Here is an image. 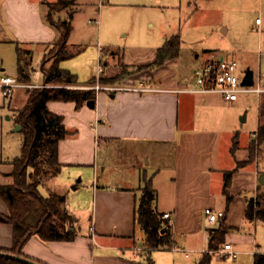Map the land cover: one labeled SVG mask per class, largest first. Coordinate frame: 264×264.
Listing matches in <instances>:
<instances>
[{"label": "crops", "instance_id": "0c3cea01", "mask_svg": "<svg viewBox=\"0 0 264 264\" xmlns=\"http://www.w3.org/2000/svg\"><path fill=\"white\" fill-rule=\"evenodd\" d=\"M48 1L55 0H0V76L8 74L4 72L6 67L1 47H7L9 54L16 56L14 69L17 74V44L31 51L32 62L35 48H43L44 55L58 37V31L46 16ZM74 12L76 10L70 11L71 22ZM225 31L226 27H223L222 32ZM168 37L165 36L163 43ZM160 46L150 49L142 46L111 48L99 44L97 65L100 63L102 70L90 74L86 69L79 73L75 64L73 68L68 63L69 58L74 57L68 48L71 57L62 59L59 65L75 73L80 85L66 87L89 89L84 86L98 80L101 84L125 87L150 85L157 90H94L93 107L87 104L88 100L78 107L74 100L47 102L49 110L63 116V124L69 133L58 143L61 170L52 176L56 181L50 179L40 183L39 190L41 192L46 183L52 182L53 189L58 188L53 193L65 196L64 207L77 218L76 235L72 240L48 241L32 235L22 248L25 255L43 264H147L148 258L154 264H201L204 254L209 252L208 264H253L254 254L264 253V220L250 219L245 215L248 199L264 193V183L259 181L264 175V164L260 167L259 160L264 155L258 152L250 161L255 166L251 171L249 192L232 190L234 174L248 163L237 167V162L249 157L250 140L247 158L236 156L239 146L230 159L228 153L220 155L215 145L219 138L218 127L223 122L219 123L215 108L222 100L215 93L192 95L179 90L192 83L193 69L199 62L212 54H220L217 50L205 48L202 54L184 55L180 47L177 57L159 66L144 67L154 62ZM49 64L50 61L45 66ZM123 65L128 72L124 77L113 83L103 81L121 73ZM136 66L143 68L135 70ZM81 77L87 78L79 80ZM91 78L95 81L87 84ZM18 88H23L20 95L15 92ZM28 88L16 87L8 96H3L0 90L2 185L14 181L12 161L20 153L23 135L11 141L9 150H5L4 140L10 132L20 131L16 127L15 113L25 105ZM226 102L231 105L234 101ZM6 110L14 113L8 127L2 117ZM197 120L207 123L197 128L191 126ZM170 145H173L171 150L168 149ZM168 151L173 154V177L166 182L165 197L162 198L163 188L155 180L160 171L157 161ZM149 164L152 167L147 170ZM235 167L229 187L232 198L223 217L227 227L223 242L217 250L208 251L209 229L219 227L222 216L217 222L205 225L204 209L212 207L224 211L223 173ZM78 176L81 182L75 183ZM148 178L157 191L156 209L162 215L169 213L166 219L171 225L170 246L147 249L145 234L141 239L137 238L139 225L135 222V209L141 187ZM262 178L264 180V176ZM71 185L75 190L84 186L86 191L70 193ZM0 213H8L1 196ZM12 242V225L0 220V249H10ZM224 243H231L237 251L236 257L219 253Z\"/></svg>", "mask_w": 264, "mask_h": 264}, {"label": "rangeland", "instance_id": "374dc122", "mask_svg": "<svg viewBox=\"0 0 264 264\" xmlns=\"http://www.w3.org/2000/svg\"><path fill=\"white\" fill-rule=\"evenodd\" d=\"M194 1L67 0L66 6L59 12L50 8L52 2L48 1L46 2V9L49 17L55 22L60 18H67L71 10H76L71 22L73 29L67 47L74 55V57L70 56L68 63L72 67L75 64L76 69L80 70L79 73L85 69L89 74L92 71H97V63L99 62L97 48L99 44L111 48L142 46L145 49H150L157 45L160 46L165 36L168 35L169 37L179 35L181 53L184 55H193L197 52L202 54L203 49L209 48L217 50L226 59H235L238 62L240 72L247 69H251L255 73L258 70L264 72V0H210L207 3H202L199 0L196 1L197 3ZM257 17L260 18L259 23L255 21ZM223 27H226L225 32H222ZM49 49L50 46L43 55V48H35L33 61L29 66L30 79L24 80L18 77L14 69L16 56L9 54L7 47L3 49L1 47L4 52L3 62L6 67L4 72L11 75L16 74L22 82L39 84L36 87L62 85L61 83L45 84L43 82L40 63L41 60L43 61L42 56L48 58L51 53V49ZM86 78L81 77L79 80ZM33 88L35 87L28 89ZM15 92L20 95L23 93V88H18ZM214 95L222 100L221 105L216 107L215 111L220 119L219 123L223 122V125L218 127L219 138L216 141L215 149L222 156L228 153L229 156L227 157L230 159L233 154L231 152L233 137L237 132L239 148L236 151V156L247 158V144L250 138H256L253 133L257 130L259 123L264 122V92L259 95L254 92L240 93L238 99L231 105H227L224 97L220 94L215 93ZM13 114L6 110V114L2 115L5 126H10L11 121H13ZM15 115L17 114L15 113ZM206 123L197 120L191 126L197 128L205 126ZM17 137H22L20 131L10 132L9 136L5 137V150L10 149L11 141ZM172 146L170 145L168 149L171 150ZM255 147V154L261 152L264 155V143H256ZM170 153L168 151L166 156L162 155L163 158L157 161L158 166L154 165L160 170L155 180L159 187L163 188L162 198L166 190L164 189L166 182H170L173 177V154ZM263 164L264 158L259 160V166L261 167ZM253 166H255L254 162H248L246 166L241 167L242 169L234 174L232 190L239 189L241 192H249ZM151 167L152 165L149 164L146 169H151ZM119 173L120 171L117 172V174ZM50 179L53 181L55 178L53 179L49 175L45 176L41 183L51 181ZM74 182H81L79 176ZM72 189L73 185L69 187V191L70 193L77 191L75 194L86 191L84 186H79L76 190ZM55 191H58V188L53 189L52 182L46 183L41 188L44 195H49ZM83 207L85 208V206ZM85 221H87V215ZM143 234V229L138 227L137 238L141 239ZM146 245L144 243L145 247L148 246ZM214 259L217 258L214 257Z\"/></svg>", "mask_w": 264, "mask_h": 264}, {"label": "trees", "instance_id": "16d2710c", "mask_svg": "<svg viewBox=\"0 0 264 264\" xmlns=\"http://www.w3.org/2000/svg\"><path fill=\"white\" fill-rule=\"evenodd\" d=\"M67 0H55L50 4V8L59 12L66 6ZM49 22L58 31V37L50 45V54L41 63L43 72L42 79L45 84L61 83V86H41L29 89L28 98L25 105L17 111L15 122L21 125L23 135L22 145L19 155L13 159L12 175L14 181L8 185L0 184V196L8 207V213H0V220L8 222L13 227V242L10 249H0L13 254L22 255L38 262L39 260L25 255L22 248L32 235H37L42 240H72L76 235L77 218L69 213L64 207L65 196L57 193H50L45 196L39 190V184L45 176H55L61 170V163L58 160V143L69 132L63 124V116L49 110L47 102L53 99L74 100L76 106H80L84 101L95 98L93 89H80L66 87L65 85H80L77 75L67 68L59 65L62 59L71 56L67 42L72 31V13L67 18H60L54 21L46 14ZM181 40L179 35H172L167 38L162 46L158 47L156 59L153 63L143 65L144 67H154L163 64L168 59L177 57L180 52ZM17 54V74L24 80L30 79L29 66L31 64V51L16 45ZM45 66L46 62H49ZM141 66H136L135 70H140ZM133 69V70H134ZM128 73L123 65V71L118 75L105 79V82H115ZM95 81L94 78L88 80L87 84ZM256 138H251L249 142V157L245 161L237 162V167L250 162L255 157V144L264 143V122H260L257 130L253 133ZM238 147V133L233 137L231 152L234 153ZM226 170L223 173L222 191L225 196V209L228 210L232 195L229 192L233 172L236 170ZM157 191L153 187L150 178L145 179L141 187L135 209V222L141 227L145 234L144 243L149 248L170 246L172 244L170 222L163 218V215L156 209L155 200ZM264 193L256 194V207L254 198L247 201L245 215L247 218H259L264 220ZM224 215L219 227L209 229L208 249L214 250L223 242L226 232ZM210 253L204 254L201 264H208ZM147 264H154L148 258ZM0 264H26L22 261L0 256ZM253 264H264V253H255Z\"/></svg>", "mask_w": 264, "mask_h": 264}, {"label": "built area", "instance_id": "2783aa9c", "mask_svg": "<svg viewBox=\"0 0 264 264\" xmlns=\"http://www.w3.org/2000/svg\"><path fill=\"white\" fill-rule=\"evenodd\" d=\"M98 22V20H95ZM256 23L260 22V18H256ZM102 70V65H97V71ZM245 75L244 72L239 71L238 62L235 59H226L222 55L212 54L207 59L199 62L193 69V81L186 87L179 89L183 92L190 93H217L224 97L228 102H232L238 99L240 93L254 92L257 95L264 92V72L258 70L253 72L252 83H242V78ZM37 83H26L20 81L17 76L4 74L0 76V90L3 96H8L16 87H36ZM89 89L95 91L109 90L114 91L123 88H130L142 91H153L157 88L140 84L137 87H125L118 84H101L98 80L92 85H85ZM254 198V207H256V194ZM224 215L223 210H216L212 207H205L204 209V221L205 225H209L218 221V219ZM169 213H163V217H168ZM208 251H215L209 250ZM221 255H229L231 257L237 256V251L232 248L231 243H224L218 250Z\"/></svg>", "mask_w": 264, "mask_h": 264}, {"label": "water", "instance_id": "95a60500", "mask_svg": "<svg viewBox=\"0 0 264 264\" xmlns=\"http://www.w3.org/2000/svg\"><path fill=\"white\" fill-rule=\"evenodd\" d=\"M252 76H253V71L251 69H247L245 71V75L242 78V83H244V84H251L252 83ZM87 104L90 107H93L94 104H95V100L94 99H89L87 101ZM16 127H17V129H20L21 128V125L20 124H17ZM263 176L264 175H262V177ZM262 177L259 178V181L261 183H264V180H263ZM0 256H4V257H8V258H13V259L22 261V262H24L26 264H43V263L38 262V261H36L34 259H31V258L22 256V255H18V254H13V253L5 252V251H0Z\"/></svg>", "mask_w": 264, "mask_h": 264}]
</instances>
